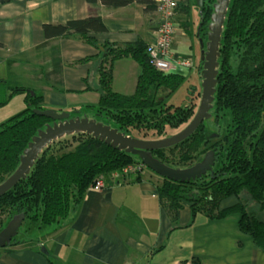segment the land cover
I'll list each match as a JSON object with an SVG mask.
<instances>
[{
    "label": "trees",
    "instance_id": "16d2710c",
    "mask_svg": "<svg viewBox=\"0 0 264 264\" xmlns=\"http://www.w3.org/2000/svg\"><path fill=\"white\" fill-rule=\"evenodd\" d=\"M87 1L91 4L99 2L107 9L139 3L145 6L146 12L154 11L152 0ZM212 3L213 0H210L206 4L204 24L200 29V37L205 41ZM180 4L175 11L187 15L188 1ZM182 27L187 28V25ZM42 32L44 43L37 50L46 47L51 39L68 38L74 34L80 35L88 45L98 50L102 48L95 56L100 60L98 87L95 89L99 95L96 113L103 118L101 122L105 125L129 136L134 129L139 131L156 126V122L150 121L149 113L146 117V112L156 111L185 79L180 74L165 75L155 70L149 63L146 55L148 44L144 41L123 46L108 41L100 43L98 36L106 34L107 29L101 17L96 15L62 24H44ZM57 52L59 54L58 49ZM126 57L132 58L139 66L135 91L131 95L112 90L113 63ZM57 59L53 70L45 73L44 82L53 89L63 91L62 64L60 57L57 56ZM218 63L212 106L215 108L216 123L224 111L231 114L232 125L226 135L206 140L202 124L185 142L153 152L161 163L185 168L213 150V172L188 183L160 177L158 201L171 222V230L179 228V213L185 205L190 207L191 224L199 216L204 220H222L238 215L239 231L249 235L255 246L264 252V0L230 1ZM162 91L166 92L163 96L160 95ZM18 93L23 95L25 108L0 124V184L18 168L20 156L37 132L51 123L34 113V110H46L42 91L11 88L10 97ZM6 104L7 100L0 102V107ZM70 138L77 140L73 150L47 155L50 147L47 148L27 178L0 197V227L14 214H24L26 219L43 226L71 220L85 193L98 178H114L128 166H136L138 170L135 173L145 168L140 162H135L133 156L112 149L90 136ZM65 139V142L57 141L58 146L65 147ZM176 147L182 148L177 156L168 154ZM217 162H220L219 166ZM229 197L236 198L237 202L218 210L221 201ZM205 202L212 207L206 208L203 205ZM17 242L15 240L12 246ZM9 250L10 247L0 249V254ZM192 264L202 263L192 259Z\"/></svg>",
    "mask_w": 264,
    "mask_h": 264
},
{
    "label": "crops",
    "instance_id": "0c3cea01",
    "mask_svg": "<svg viewBox=\"0 0 264 264\" xmlns=\"http://www.w3.org/2000/svg\"><path fill=\"white\" fill-rule=\"evenodd\" d=\"M181 2L177 0V5ZM91 15L101 17L107 29L106 34L98 36L100 43L108 41L118 46L140 40L150 43L158 24L155 11L146 12L139 3L107 9L87 0H0V102L9 103L14 96L10 97L11 88L20 87L42 91L43 107L60 112L90 106L87 100L96 102L97 87L90 83L94 84L96 74L98 77L97 48L74 34L51 39L37 50L44 43V24H62ZM177 27L172 48L178 54V49L191 48L192 40L188 25L184 28L177 23ZM57 56L62 64L63 91L44 82L45 73L57 65ZM127 62L131 78L124 80L132 85L135 77L136 83L137 63L130 57L115 61L112 86L118 82V93H122L125 83L116 79V72ZM189 71L180 69L177 74L185 77ZM56 93L60 100L47 105ZM66 93L74 96L75 102L63 103ZM81 93L87 96L78 101ZM23 106L17 104L12 110L20 112ZM12 110L0 112V124L14 114ZM160 183L159 176L143 170L104 179L103 190L89 189L85 193L73 219L52 226L30 222L28 228L21 227L17 244L0 254V264H192V259L202 264H264V252L249 235L239 231L238 215L222 220L199 216L191 224L190 207L185 205L179 213V228L171 230V222L158 201ZM236 202V198L229 197L221 201L218 210ZM204 206L212 207L210 203Z\"/></svg>",
    "mask_w": 264,
    "mask_h": 264
},
{
    "label": "water",
    "instance_id": "95a60500",
    "mask_svg": "<svg viewBox=\"0 0 264 264\" xmlns=\"http://www.w3.org/2000/svg\"><path fill=\"white\" fill-rule=\"evenodd\" d=\"M209 1L199 0L195 4L200 18L195 36L200 47L202 91L195 114L181 131L160 140H143L126 135L118 129L105 125L97 117L79 116L77 112L59 113L51 109L34 110L36 115L46 118L51 123L46 124L43 130L37 132V135L32 138L20 156L18 168L0 184V197L12 190L21 180L27 178L44 150L57 141L78 135L90 136L112 149L124 152L130 156H137L142 166L163 179L178 183H188L200 180L208 174L211 175L215 165V153L213 150L206 152L203 158L198 159L185 168L170 167L161 163L153 155L155 151L169 149L185 142L210 117V110L213 107L212 104L216 92L219 47L231 0H213L206 42H204L200 37V29L204 24V9ZM99 50L102 51V48ZM205 133L206 140H212L218 136L210 133L206 128ZM25 219L24 214H14L4 223L0 229V249L11 247L15 243Z\"/></svg>",
    "mask_w": 264,
    "mask_h": 264
},
{
    "label": "rangeland",
    "instance_id": "374dc122",
    "mask_svg": "<svg viewBox=\"0 0 264 264\" xmlns=\"http://www.w3.org/2000/svg\"><path fill=\"white\" fill-rule=\"evenodd\" d=\"M180 1H188V14L184 15L181 14L178 10L175 11V15H174V24L177 26V23H180L182 26L184 24L188 25L189 27V34L191 35V48H181L178 49V55H185L189 58V61L191 63V68L189 69L190 71L188 72V74L185 76V79L183 81V83L180 85V87L174 91L173 93H171L167 98L164 99V102L157 107L156 111H151V112H146V117L147 114L149 113L150 115V121H152V123L156 122V126L155 127H147L146 129H141V130H137L134 129L130 132V135L135 137V138H139V139H143V140H160L163 138H167L170 137L176 133H178L179 131H181L187 124L188 122L192 119L193 115L195 114L197 107L199 105L200 102V95H201V75H200V47L199 44L197 43V40L195 38V32L197 30V27L199 25V13L198 10L196 9V3L199 2V0H180ZM207 2L209 0H206ZM179 9V8H176ZM212 13V12H211ZM210 22V21H209ZM208 22V24H209ZM204 42H206L204 40ZM175 52V51H174ZM176 53V52H175ZM177 54V53H176ZM123 59V58H122ZM99 59L98 62L99 63ZM128 66L129 63L127 62L125 65H120L118 66L117 72H116V79L117 80H121V84L125 83V85L123 86V90L122 93L123 95H131L134 93L135 91V86L136 83L134 84V80L135 77L132 78L133 83L132 85L129 84L126 80L124 79H130L131 76L129 75V70H128ZM139 71L136 75V80L138 77ZM91 87L94 86L95 88L98 87V77L96 74V81L94 82V84L90 83ZM118 86V82L114 83V87L112 86L113 91H119ZM115 91V92H116ZM60 93V92H58ZM121 93V94H122ZM166 92L162 91L160 93L161 96L165 95ZM86 93H81L79 95L78 101L84 100L86 98ZM59 101V94L56 93L55 98H52V102L49 100L47 102V105H51V103H55V101ZM89 101L90 106H82L79 107L77 109H73V108H67V110L69 112H74L75 110H77V115L79 116H84L87 115L88 117L92 118V117H97V119L99 121H104L103 118L96 116V109H97V101L93 102L92 100H87ZM23 95L21 94H16L14 95L10 102L7 103L6 105H3L0 107V112H8L11 111L12 109H14V107L18 104V106L20 105V107H22L24 105L23 103ZM63 103L69 104L70 102H75V98L74 96H72L71 94H65L63 99H62ZM74 103L71 104V106H73ZM25 108V106H23ZM51 106H48L47 109H51L54 110L52 108H50ZM23 108V109H24ZM15 110H12V113H14ZM17 111V110H16ZM22 110H20L21 112ZM55 111H59V109H55ZM61 111H65L61 110ZM215 108L212 107V109L210 110V117L208 119H206L204 121V125L207 131H209L212 134H217V135H221L222 137L226 135L228 129L231 128L232 125V120H231V114L229 111H224L223 112V116L221 117V119L219 120L218 123H216V115L214 113ZM20 112H16L14 114H9V116H7V118H9L10 116L12 117L13 115H16ZM76 112V111H75ZM5 121V120H4ZM143 128V127H142ZM67 142V145H65V147H61L58 146L59 144L56 142L55 144H52L50 146V149L47 151V155L48 154H52V153H61V152H68L74 149V147L77 144V140L72 139L70 137H68L67 139H65ZM214 140V139H212ZM211 140V141H212ZM61 142H65L64 140H61ZM58 146V147H57ZM180 149H182L181 147H176L173 148L170 152L168 151V154H172L177 156L180 152ZM51 150V151H50ZM224 156V153H223ZM135 159V162H140V159L137 156H133ZM194 163V162H193ZM218 166L220 165V162H217ZM136 165V164H135ZM216 167V166H215ZM143 171L145 173H152L148 168H144ZM136 174V173H134ZM208 204V202L203 203V205ZM32 221L29 219L24 220L23 225H22V230H24V228H28L29 225H31ZM2 227V226H1ZM0 227V229H1ZM20 230L16 239L18 240L19 238V234L22 231ZM15 239V240H16Z\"/></svg>",
    "mask_w": 264,
    "mask_h": 264
},
{
    "label": "built area",
    "instance_id": "2783aa9c",
    "mask_svg": "<svg viewBox=\"0 0 264 264\" xmlns=\"http://www.w3.org/2000/svg\"><path fill=\"white\" fill-rule=\"evenodd\" d=\"M152 2L154 3V11L158 16V24L154 31V38L148 43L146 49L150 65L165 75L177 74L180 69H190L189 59L179 56L172 48V35L178 28L173 20L177 0H152ZM136 170H138L136 166H128L120 173L128 175L135 173ZM104 187V179L98 178L89 189L100 191Z\"/></svg>",
    "mask_w": 264,
    "mask_h": 264
},
{
    "label": "bare ground",
    "instance_id": "6f19581e",
    "mask_svg": "<svg viewBox=\"0 0 264 264\" xmlns=\"http://www.w3.org/2000/svg\"><path fill=\"white\" fill-rule=\"evenodd\" d=\"M187 70H189V69H187Z\"/></svg>",
    "mask_w": 264,
    "mask_h": 264
}]
</instances>
